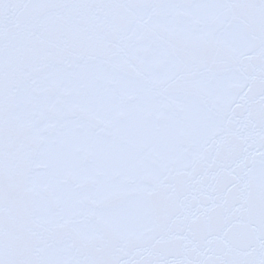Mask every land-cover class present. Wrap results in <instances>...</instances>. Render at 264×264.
Returning <instances> with one entry per match:
<instances>
[{
	"label": "snow or ice",
	"instance_id": "snow-or-ice-1",
	"mask_svg": "<svg viewBox=\"0 0 264 264\" xmlns=\"http://www.w3.org/2000/svg\"><path fill=\"white\" fill-rule=\"evenodd\" d=\"M0 264H264V0H0Z\"/></svg>",
	"mask_w": 264,
	"mask_h": 264
}]
</instances>
